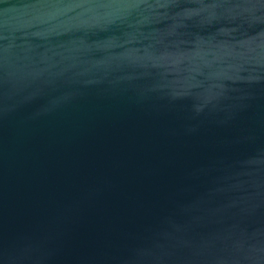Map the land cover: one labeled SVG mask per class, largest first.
Instances as JSON below:
<instances>
[{
	"label": "water",
	"instance_id": "water-1",
	"mask_svg": "<svg viewBox=\"0 0 264 264\" xmlns=\"http://www.w3.org/2000/svg\"><path fill=\"white\" fill-rule=\"evenodd\" d=\"M0 264H264V0H0Z\"/></svg>",
	"mask_w": 264,
	"mask_h": 264
}]
</instances>
